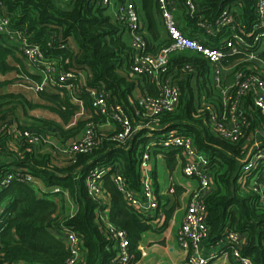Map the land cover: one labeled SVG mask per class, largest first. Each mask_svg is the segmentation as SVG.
I'll return each mask as SVG.
<instances>
[{
    "label": "trees",
    "instance_id": "1",
    "mask_svg": "<svg viewBox=\"0 0 264 264\" xmlns=\"http://www.w3.org/2000/svg\"><path fill=\"white\" fill-rule=\"evenodd\" d=\"M184 1L178 0L180 19L178 16L177 18L191 31L183 30L182 23H179L180 30L189 36L201 35L205 43L216 45L217 39L207 36L200 24H214L223 8L232 7L234 1L196 0L197 11L193 16L186 13ZM0 4L4 14L10 18L11 26L20 32L26 41L39 46L46 58L54 60L58 72L74 73V77L64 84L68 88H62L57 93L36 91L38 99L46 104L28 100L21 93L13 92L5 93L0 99H17L25 110L42 108L56 116L60 123L41 118H36L35 121L54 126L66 144L80 136L88 123L92 122L98 126L105 121L91 106V90L104 92L110 108L114 107L116 102L130 122L131 129L148 121L143 117V111L133 94L138 84L134 82L137 78L134 79L130 75L132 48L122 38V24L114 22L106 14V8L97 6L92 0H67L64 6L55 0H0ZM140 4V13L146 21L151 40L153 43L157 42L153 45L144 37L147 41L146 51L154 54L167 44V41H159L161 24L157 19L160 16L158 2L140 0ZM237 5L240 6L237 21L250 30L257 17L254 1L244 0ZM69 41L74 42L75 49L70 47ZM6 42V38L0 34V76L13 71L16 76L11 80H0V89L15 83V80L16 83L25 81L39 86L42 78L28 73L15 58V53L20 54L18 49L6 46ZM258 58L264 62V52L260 53ZM9 59L17 61L19 67L10 65ZM81 69L85 72V79L80 73ZM166 73V77H171L177 84L180 100L173 112L159 117V125L164 128L154 131L152 137L145 136L146 128L143 127L134 130L131 136L120 144L110 140L121 131L116 125L113 133L100 136L98 146L91 152L77 154L72 160L62 156L63 161L58 162L50 153H39L38 146L31 147L23 138L19 140L18 152L10 151L7 140L13 121H6L3 127L0 126V153L5 160H10L7 165L0 163V178L12 171L11 166H18L26 168L36 181L39 180L44 186L38 190L29 183L14 181L7 188H0V264H64L69 257V250L64 242L65 227L81 237L85 251L82 264H112V259L117 257L114 241L104 223L98 220L97 212H106L110 224L126 231L128 249L132 255L127 264H139L140 253L137 247L141 234L151 228L147 223L148 218L126 205L123 195L108 176L104 181L110 204L108 210L88 194L85 180L93 165L105 167L118 163L128 188L138 191L140 180L137 167L140 150L149 140L157 139L160 134L169 130H176L179 134L190 137L193 145L209 161L212 187L203 196L206 208L205 222L208 227L204 244L225 242L228 233L235 230L244 236L241 245L237 247L239 256L249 258L252 264H264V205L259 202L258 194V190L264 193V163L246 175L243 183L238 178L245 157L243 142L250 134L256 132V126L262 122L259 111L254 108L250 98L246 97L242 127L244 138L239 143H232L210 128L207 121L208 111L196 105V89L200 91L204 88L199 94L211 92L206 60L195 54L174 53L169 57ZM143 84L145 94L157 96L161 93L155 84L147 80ZM70 94L80 99L81 106L70 101ZM0 105V115L4 113V117H0L2 121L7 117V112L2 109L4 104ZM80 107L84 115L75 119ZM32 127L33 124H21L18 128L21 130ZM261 143L264 144V140ZM174 157L173 151L170 157L166 158L169 169L175 165ZM55 187L59 188L60 192L53 193L51 190ZM182 192L183 189L176 185L171 186L164 196L155 190L158 212L165 216V221L178 207V198ZM64 195H68L70 201L77 206L75 214L64 212ZM172 200L173 205L168 208ZM232 246V243L225 245L223 251L232 264H236Z\"/></svg>",
    "mask_w": 264,
    "mask_h": 264
},
{
    "label": "built area",
    "instance_id": "2",
    "mask_svg": "<svg viewBox=\"0 0 264 264\" xmlns=\"http://www.w3.org/2000/svg\"><path fill=\"white\" fill-rule=\"evenodd\" d=\"M233 1L235 4L232 7L223 8L214 24H200L207 32V36H218L217 44L213 45L205 43L201 35L189 36L180 30L177 15H175V9H178L180 5L178 0H157L166 36L163 41H167V44L152 54L146 51L147 41L144 38L141 16L135 0H121V2L118 0V15L113 21L122 24V33L127 36L128 45L133 51L130 75L134 79L145 78L149 83L155 84L161 93L157 96L144 93L136 98L143 111V117L148 121L131 129L130 122L116 102L114 107L110 108L104 92L91 90V106L95 112L105 118V121L121 128V131L112 136L110 140L121 144L131 136L134 130L144 127L146 128L145 136L152 137L154 131L164 128L159 125V117L167 112H173L180 100L177 84L171 77H166L169 57L174 53L189 51L206 60L209 66L210 90L213 93L211 94L212 103L201 107L208 111L207 121L212 130L232 143H239L244 138L242 127L246 112L244 109L246 97L250 98L254 108L262 117V122L256 126V132L250 134L243 142L245 157L244 164L239 170V181L243 183L246 175L255 171L259 164L264 163V144L261 143L264 140V62L258 58V55L264 52V0H253L257 17L250 30L237 21V16L240 15V6L237 3L244 0ZM92 2L102 8H107L112 4V0H92ZM183 6L190 16L197 11L194 0H185ZM0 34L6 38V46L18 49L29 68H38L41 72L42 81L39 86H36V91L45 90L48 86L57 90L68 88L64 84L74 77V73L58 72L54 60L46 58L39 46L26 41L21 33L11 26L10 18L4 14L1 4ZM134 82L136 83V80ZM70 101L81 106L80 99L74 94H70ZM83 115V109L80 107L75 119ZM99 126H95L92 122L88 123L80 136L73 138L59 149V155L72 160L77 154L91 152L98 146L100 136H107L101 134ZM12 133L19 140L23 138L25 143L33 148L46 141L42 135L29 128L20 130L18 126H13ZM170 151L175 152L181 164L182 176L198 183V188L190 194L186 202L176 232L178 245L184 252L186 264H209L215 256L214 254L203 256L201 246L208 236L203 196L212 187V176L207 157L193 145L190 137L181 135L176 130H169L160 134L157 139L152 138L143 146L137 167L140 180L138 191H131L128 188L118 163L105 167L93 165L85 180L88 194L96 203L107 207L106 201L104 203L106 194L104 181L108 176L123 195L129 208L144 218H153L155 223L162 224L164 215L158 212L152 159L157 155L166 156V153ZM14 181L29 183L36 188L37 181L26 168L18 167L8 171L0 178V188H7ZM51 191L57 193L60 189L55 187ZM258 194L259 202L264 205V193L258 190ZM97 217L100 222L104 223L114 241L117 257L112 259V264H127L132 255L129 253L126 231L110 224L107 221L106 212H97ZM1 232L2 229H0V235ZM63 234L64 242L69 250V257L64 264H82L85 251L81 237L66 227ZM243 237L233 230L228 233L224 245L231 243L234 245L231 250L236 264H252L249 258L239 256L237 247L241 245Z\"/></svg>",
    "mask_w": 264,
    "mask_h": 264
},
{
    "label": "crops",
    "instance_id": "3",
    "mask_svg": "<svg viewBox=\"0 0 264 264\" xmlns=\"http://www.w3.org/2000/svg\"><path fill=\"white\" fill-rule=\"evenodd\" d=\"M112 7H107L106 8V14L114 20V18L118 15L117 11L119 8L118 5V0H113L112 1ZM137 10L141 12V4L140 0H135ZM61 6H64L62 4ZM175 15L178 16L180 19V14L178 9H175ZM141 16V23H142V28H143V33L146 39L148 40L149 43H152L153 45H156L157 42H152L151 37L149 35V32L147 30L146 26V21L144 20L142 14L140 13ZM177 18L178 22L181 24L182 23V28L186 32L191 31L186 24L183 21H179ZM158 22L161 24L159 27V33H160V42L166 39L165 36V31L163 29V25L161 22V17L159 16ZM178 23V24H179ZM216 39H218V36H213ZM123 40L124 42L128 43L127 36L123 34ZM21 55L19 53H15V58L21 62L23 65V68L28 71L31 75L34 76H39L41 78V72L38 70V68H29L26 63L24 62L22 56L21 59L19 58ZM8 63L12 65L14 68H18L19 65L17 61L14 59H9ZM14 74L12 77L11 75ZM16 76L15 71L8 73L5 76H0V80L4 79H14ZM84 81V79H81ZM148 81V80H147ZM146 82L145 78H137L136 79V86L133 94L137 98L140 95L144 94L142 86L144 85L143 83ZM16 83V82H15ZM14 84V83H12ZM11 85V84H9ZM15 86V85H13ZM5 87V86H4ZM2 87L1 89H3ZM0 89V90H1ZM18 91V90H17ZM46 93H57L58 90L55 88H52L51 86H48L44 90ZM5 92H0V96H3ZM17 93V92H13ZM33 98L38 99V95H34ZM5 100L4 98L0 99V103H3ZM34 102H37L34 100ZM6 106L4 105L2 109H5ZM46 112L45 116H49L45 120H54L57 123H60V120L54 116L53 114ZM22 117H26V119L34 121L36 118L39 119L42 117L40 116H34L33 114H27L25 115L23 112H21ZM37 124V125H36ZM51 124L49 123H43V122H37L35 121L34 127H32V131L39 133L42 135L46 141L39 145L37 149L39 150V153H50L54 158L57 156V153L59 149L64 147L66 145V141H63L62 138L59 136L58 131L55 129L54 126H50ZM12 127L15 126V124L11 125ZM12 127L9 129V139L7 140V146L10 151L13 152H18L19 148V138L14 136V133H12ZM100 132L102 135H109L113 133L116 129L113 123L107 122V121H102L99 126ZM173 151L167 152L166 156H160L157 155L154 157L155 160H157L156 167L152 166V175L154 178V187L155 190L157 191L158 194L161 196L166 195L168 189L171 187V185H176L179 186L183 189L182 194L178 198V207L173 211L171 216L167 221H165V216L163 217V222L162 224L155 223V219L151 218L147 220V223L151 225V228L144 233L141 234L140 241L138 244V251L140 253V261L139 264H186V258L184 256V252L181 250V248L178 245L177 239H176V232L177 229L180 225L183 212L186 206V202L188 201L190 194L195 192V190L198 188V183L193 180V179H187L184 178L181 174V164L179 163V160L174 157L175 159V165L172 169L168 168L167 165V157H170ZM59 154V153H58ZM56 159V158H55ZM4 162V165L10 164V160H5L4 156L1 155L0 153V163ZM12 168H18V166H11ZM9 167V168H11ZM173 185V186H174ZM36 188L38 190H41V187L43 188L41 183H39V180L35 184ZM66 194V193H65ZM66 198V203L64 204V212L66 214H75L77 211V206L74 205L68 195H64ZM106 194L104 195V203L108 204V206H104L106 210L109 209L110 204H109V198H106ZM52 199L56 202L57 199L52 197ZM107 199V200H106ZM173 205V200L169 202L168 208H170ZM165 221V222H164ZM160 223V222H159ZM224 242H219V243H214V244H208V243H203L201 246V254L203 256H208L211 254H214L215 258L210 262V264H232L231 260L226 256L223 251L224 247Z\"/></svg>",
    "mask_w": 264,
    "mask_h": 264
},
{
    "label": "rangeland",
    "instance_id": "4",
    "mask_svg": "<svg viewBox=\"0 0 264 264\" xmlns=\"http://www.w3.org/2000/svg\"><path fill=\"white\" fill-rule=\"evenodd\" d=\"M56 3L58 4H64L66 1L65 0H55ZM113 1V0H112ZM196 1V0H194ZM113 4V2H112ZM112 4L109 7H112ZM69 45L71 48L75 49V45L73 41H69ZM183 54L186 55H192V52L189 51H184L182 52ZM21 55V54H20ZM21 59V56L19 57ZM80 73L83 75L84 79H85V72H83V70H80ZM12 77L14 76V74L11 75ZM17 80H15L14 82H16ZM15 85V86H13ZM195 86V85H194ZM36 86H34L33 84H29L28 82H21V83H14L11 85H6L3 89L0 90V92H17V93H21L26 99L31 100V101H38L39 104H46L45 101H41L40 99H36L33 98L34 95H36ZM18 90V91H17ZM204 88L200 89V91H203ZM199 90L196 89V94H195V101H196V105L197 107H201V106H205L206 104H210L212 103V98L210 97V94H212V92L210 91H206L204 94H199L200 93ZM216 94H218L216 92ZM0 104H4L6 106V108L4 109V112H7V117L0 121V126L3 127V125H5L6 121H13L12 124H15V126H21V124L26 126H30L31 124L35 125V120H29L26 119V117H22L21 116V112H23L25 115L27 114H33L34 116L38 115H42L41 119L44 120L46 118H48L49 116H45L46 112L45 109L42 108H36V109H28L25 110L23 108V106L19 103V100L17 99H12V98H8V100H5L3 103ZM3 105V106H4ZM1 106V105H0ZM2 106V107H3ZM0 117H4V113L2 115H0ZM37 125V124H36ZM57 161L62 162V157H60L58 154L57 156H55ZM156 163L157 160H155L154 158L152 159V165L153 167H156Z\"/></svg>",
    "mask_w": 264,
    "mask_h": 264
}]
</instances>
